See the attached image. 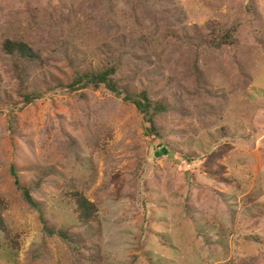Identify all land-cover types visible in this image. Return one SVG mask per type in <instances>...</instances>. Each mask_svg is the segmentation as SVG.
Segmentation results:
<instances>
[{"label": "rangeland", "instance_id": "1", "mask_svg": "<svg viewBox=\"0 0 264 264\" xmlns=\"http://www.w3.org/2000/svg\"><path fill=\"white\" fill-rule=\"evenodd\" d=\"M7 39L41 53L30 85L118 62L168 110L154 136L104 87L15 107L0 54V264H264V0H0Z\"/></svg>", "mask_w": 264, "mask_h": 264}, {"label": "trees", "instance_id": "2", "mask_svg": "<svg viewBox=\"0 0 264 264\" xmlns=\"http://www.w3.org/2000/svg\"><path fill=\"white\" fill-rule=\"evenodd\" d=\"M226 38V39H224ZM233 42L232 35H225L222 39L223 44L227 42ZM0 54L7 61V65L10 66L12 78L16 82V97L18 102L16 103L11 96H6L5 98L9 104L16 103L15 107L21 105L22 108L34 104L37 100L49 94V91L61 86L66 88L71 92L81 89H92L98 90L102 87L107 88L114 94L121 95L123 92L127 94V100L131 101L135 107L144 115L145 120L150 124L151 133L154 136H160V129L157 123V119L162 117L168 110V107L162 101H156L150 94V90H142L138 93L130 94L127 90L120 87L118 80L115 78L117 73V68L120 67L119 63L109 64L98 70H84L79 69L77 65H72L73 76L66 83H56L54 86H49L45 79L41 81L42 86L40 88L35 87L34 84H29L28 79L30 74L34 73L35 70L41 67L43 59L41 53L36 51L30 44L23 40H10L7 39L0 44ZM19 108V107H18ZM167 149V147H166ZM164 146H161V152L168 153ZM163 154V153H162ZM15 184L21 187L20 181L15 177ZM23 197L26 203L38 209V206L31 196V191L29 189L23 188ZM76 198V212L79 219L88 224L93 221V216L95 215V205L91 203L82 194L77 193ZM3 201L0 200V228H4V221L2 217ZM48 234L59 235L63 240H71V236L68 231H53L45 228ZM77 250V249H75ZM76 252H79L78 250Z\"/></svg>", "mask_w": 264, "mask_h": 264}]
</instances>
